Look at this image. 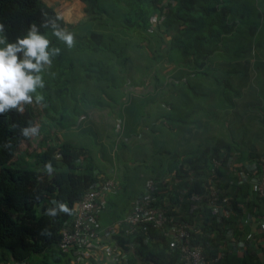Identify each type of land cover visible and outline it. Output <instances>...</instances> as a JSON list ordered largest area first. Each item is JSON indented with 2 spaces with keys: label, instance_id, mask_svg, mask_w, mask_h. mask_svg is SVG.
Segmentation results:
<instances>
[{
  "label": "trees",
  "instance_id": "trees-1",
  "mask_svg": "<svg viewBox=\"0 0 264 264\" xmlns=\"http://www.w3.org/2000/svg\"><path fill=\"white\" fill-rule=\"evenodd\" d=\"M81 1L85 4L86 18L69 24L53 5L43 0H0V24L4 25L1 33L6 41L14 42L36 24L48 37L52 48L60 44L52 35V28L42 26L46 21H55L69 32L85 21L92 24L82 36L87 40L84 45L88 52L102 54L111 61L136 55L150 59L153 65L150 77L141 78L139 85H133L137 89H148L146 93L132 91L141 98L140 103L133 98L129 103L122 100L128 117L127 132L133 131L139 117L147 116L145 107L149 105L155 109L163 103L172 113L189 107L185 110L188 114L177 119L155 109L162 114L153 119L151 126L158 128L160 123L173 130L180 124L197 123L198 129L201 128L206 124L203 115L214 114V107L232 109L217 115L223 125L230 113L237 117L241 107L250 109L242 115L249 114L246 116L252 130L250 117L254 113L256 133L250 131V135H259L256 141H262L260 151L254 146V150L245 151L253 149L248 136L236 141L233 137L217 138L203 146L204 149L199 145L182 156L172 154L167 161V173L150 178L156 182L154 195L157 203L166 209L168 225H186L191 244L202 247L210 264H257L253 248L248 247L241 255L229 248L226 230L232 229L235 236L243 235L248 227L242 218L249 212L257 214L264 204V200L250 192L248 184H240L234 175L235 168H244L249 160L264 156V0ZM158 55L164 61L158 60ZM62 60V53L53 56L52 68L60 66ZM153 61L159 63L157 68ZM89 66L91 73L88 69L86 77L95 74L96 82H103L104 77L91 63ZM43 73L45 77L46 69ZM109 76L113 84L118 79L111 71ZM123 87L122 91H126ZM246 90L251 98L243 99ZM155 91L160 96L159 106L155 104ZM217 91L218 95L214 96ZM129 92L127 89L126 94ZM188 92L195 101H189ZM199 96L206 98L205 104L197 103ZM167 97L172 99L167 101ZM200 112L199 117L191 119V114ZM135 114H138L137 121L131 123ZM46 116L50 117L45 98L40 101L33 98L31 104L23 106L22 112L12 110L0 115V264H78L72 251L60 249L59 230L72 220L73 203L90 187L109 178L91 153L60 140L54 133L52 136L46 133L43 128ZM241 116L238 119L241 120ZM173 120L179 124L172 126L164 122ZM30 126L37 128V146L27 149L23 145L31 143L33 135L25 136L22 130ZM141 128L153 132V127ZM127 140H130L127 135L119 139ZM156 153V168L160 169L164 156L161 151ZM214 160L221 164L215 166ZM228 161L229 167L226 166ZM46 163L53 165L51 174L45 170ZM232 163L238 165L234 167ZM212 169H215L219 196L229 198L227 207L232 212L221 221L213 212L204 186V177ZM61 203L68 207V213L58 210ZM54 207L57 215H48V209ZM165 232L166 227L160 232L146 227L130 236L122 232L115 239L128 252L129 264H176L179 250L170 247V233ZM91 261L96 264L94 259Z\"/></svg>",
  "mask_w": 264,
  "mask_h": 264
},
{
  "label": "rangeland",
  "instance_id": "rangeland-1",
  "mask_svg": "<svg viewBox=\"0 0 264 264\" xmlns=\"http://www.w3.org/2000/svg\"><path fill=\"white\" fill-rule=\"evenodd\" d=\"M43 2L53 5L59 15L69 24L78 23L86 18L85 6L80 0H43ZM77 5L81 7L79 8ZM90 28H92V24L85 21L80 22L75 29L71 28V33L75 39L72 48H68L57 39V43L60 44L57 48L60 49L59 54L62 53L63 60L60 61V66L56 65L54 69L52 66L46 67L47 75L43 76L44 87L37 89V92L33 94V98L35 99L39 95L46 99L50 115V117L46 116L45 122H43L46 133L50 136L54 133L60 140L67 141L78 148H83L89 154L91 153L95 161L98 162V167L109 177L116 173L114 178L118 182L106 192L107 204L99 213L100 220L98 219V222L100 225L104 226L105 221L121 215L124 209L130 206L142 193L147 179L150 177L154 179L155 176L162 175L163 172L167 173V161L172 154L178 153L182 156L192 149H197L199 145L200 147L205 146L214 139L228 140L233 137L236 141L238 138L243 139L242 136L251 138L253 149L248 148L245 150L246 152L254 150V147H258L259 151L262 149V141H256L259 135H250V131L256 133V124L253 122L255 121L254 113H251L250 117L252 121V130H250L248 116H246L249 114L242 115L245 112L249 113L250 109H244L243 107L237 110L240 113L238 116L242 115L241 120L238 119V116L235 117L236 115L232 113L233 117L230 113V119L226 116L228 124L225 122L224 125L222 124L223 120L217 115L223 114L225 111L229 113L232 110L231 108L222 110L214 107L216 108L214 114L208 117L203 115V121L206 120V124L199 129L197 123L191 126L180 124L178 129L174 130L164 128L160 126V123H158V128L151 126L154 124L153 119L162 114L160 112L156 113L155 109L168 112L175 119L188 114V111L185 110L189 109V107H185V110L180 108L172 113L165 104L161 103V106H159L160 96L157 95L159 93L156 91L157 102L155 104L159 107L154 109L151 105L146 106L147 116L144 118L143 116L139 117L138 122H135L138 114L132 116L130 122H135L134 129L132 132H127L128 122L126 121L128 117L122 107V100L126 99L129 103V99L133 98L134 101L140 103L141 98L134 95L131 88H133V85H139L144 77H150L152 73L150 66L152 64L149 63L150 59L143 56L136 55L129 57L127 60L122 58L111 61L102 54L96 55V53L88 52L84 45L87 40L82 36ZM0 38L5 39L1 32ZM156 58L164 61L160 55ZM90 63L93 65L92 68L104 77L103 82H96L95 74L86 77L88 69L91 73ZM154 63L157 68L159 63ZM166 65L172 66L168 63ZM51 69L52 71H50ZM110 71L118 77L114 84L109 79ZM107 77L108 79H106ZM146 82H148V79H146ZM122 86L126 91H122ZM47 87H49V90H47ZM127 89L131 90L128 94H126ZM137 90H144L143 92L146 93L148 89L142 87ZM188 95L189 101H195L191 92H188ZM216 95H218V91L214 93V96ZM245 95L244 98L242 96L240 99L251 98L247 90ZM46 96H49V98H46ZM166 96H168L167 93ZM152 99L154 98H149L151 101ZM171 99L172 97L166 98L167 101ZM196 101L199 104H205L206 98L199 96ZM206 108L209 109V107ZM254 110L257 111V109ZM201 114V112L191 114L190 117L193 116L191 119H195ZM243 119L244 121H242ZM164 122L172 126L179 124L178 121L174 120ZM125 123L126 126L123 127ZM214 125L216 127L212 129ZM142 126L153 127V132L141 128ZM190 127L192 130L189 129ZM123 135H127L130 140L119 141ZM37 136V134H34L32 142L28 145L25 143L23 148L32 149L36 147ZM138 139H142V143H136ZM124 146H126L125 149ZM157 151H161L164 156V158L162 157L163 164L160 169L156 168ZM158 156L160 155L158 154ZM109 168H112L114 173H108V171L111 172Z\"/></svg>",
  "mask_w": 264,
  "mask_h": 264
},
{
  "label": "built area",
  "instance_id": "built-area-1",
  "mask_svg": "<svg viewBox=\"0 0 264 264\" xmlns=\"http://www.w3.org/2000/svg\"><path fill=\"white\" fill-rule=\"evenodd\" d=\"M220 164L219 160H214L215 166ZM229 164L228 161L226 166L229 167ZM231 166L235 167V163ZM234 175L240 184H248L256 195L264 200V156L249 160L244 168H235ZM204 180L214 214L220 221L229 217L232 214L227 207L230 203L229 198L219 196L215 169L207 173ZM114 186L115 183L107 179L90 187L79 200L73 203L72 220L65 222L59 230L60 249L66 252L72 251L76 260L79 261L78 264L92 262L91 258L96 257L95 254L102 239L111 240L114 244L104 248L107 264H129L128 252L123 250L115 237L122 232L130 236L138 229L146 227L159 232L167 228L165 233H170V247H176L180 253L176 264H210L202 247L191 244L186 225L175 223L168 225L170 221L166 209L162 204L157 203V197L154 195L156 182L153 179H147L143 193L135 199L123 218L102 228L98 222L99 212L106 204L105 193ZM243 221L254 224V230L235 236L233 230L229 228L226 230V244L230 249L238 252H244L251 246H256L259 252H264V207L257 214L247 213ZM129 246L132 247L131 244Z\"/></svg>",
  "mask_w": 264,
  "mask_h": 264
},
{
  "label": "clouds",
  "instance_id": "clouds-1",
  "mask_svg": "<svg viewBox=\"0 0 264 264\" xmlns=\"http://www.w3.org/2000/svg\"><path fill=\"white\" fill-rule=\"evenodd\" d=\"M43 27H51L52 35L72 48L75 43L74 35L66 29L60 28L55 21L45 22ZM4 25L0 24V32ZM60 49L50 48V40L42 34L36 24H32L27 33L18 37L14 42L0 38V115L12 110L23 111V106L33 102V94L44 87L42 73L52 64V57L58 55ZM37 101L42 96L35 97ZM23 135L37 133L36 127H26ZM45 170L51 174L54 169L51 163L45 164ZM60 212L68 213L65 204H59ZM50 216L57 215V208L48 209Z\"/></svg>",
  "mask_w": 264,
  "mask_h": 264
},
{
  "label": "crops",
  "instance_id": "crops-1",
  "mask_svg": "<svg viewBox=\"0 0 264 264\" xmlns=\"http://www.w3.org/2000/svg\"><path fill=\"white\" fill-rule=\"evenodd\" d=\"M131 90H133V91H136L135 90V88L133 87V88H131ZM131 90H129V91H131ZM137 92V91H136ZM142 141V139H138V141L136 142V143H142L141 142ZM124 149L126 148V146H124L123 147ZM138 151H139V149H138ZM236 164V166L238 165L237 163H235ZM110 170H111V173H114V171H112L113 169L112 168H109ZM108 169V170H109ZM115 175H116V173H114L111 177H109L108 179L109 180H112L114 183H115V185L117 184V180L114 178L115 177ZM151 179V178H150ZM144 187V186H143ZM250 192L252 193H254V194H256L254 191H253V189L250 187ZM105 199H106V193H105ZM263 203H264V201H263ZM106 204H107V200H106ZM105 204V205H106ZM132 205V204H131ZM264 207V204H263V206H262V208ZM104 208V207H103ZM262 208H261V210H262ZM103 210V209H102ZM101 210V211H102ZM126 214V212L125 213H123V215L122 216H120V217H116V218H114V219H111V220H109V221H105V225L104 226H102L101 225V227L102 228H105V227H107L109 224H113L115 221H117V220H119V219H121V218H123V216ZM103 219H105V220H108L107 218H103ZM243 219H244V217L242 218V222H244L243 221ZM100 220V219H99ZM246 225H247V231H245L246 233L247 232H249V231H253L254 230V228H255V225L254 224H250V223H246V222H244ZM237 235H239V234H237ZM111 245L112 246V244H113V242L111 241V240H103L102 239V242L100 243V245H99V248H98V250L96 251V257L94 258V260H95V263L96 264H107V259H106V257H105V253H104V248H105V246H108V245ZM114 245V244H113ZM251 248H253L254 250H255V257L257 258L256 259V261H257V264H264V252H259L258 250H257V248H256V246H251ZM235 252H237L238 254H244V252H238V251H235ZM88 264H91L90 262H88Z\"/></svg>",
  "mask_w": 264,
  "mask_h": 264
},
{
  "label": "water",
  "instance_id": "water-1",
  "mask_svg": "<svg viewBox=\"0 0 264 264\" xmlns=\"http://www.w3.org/2000/svg\"><path fill=\"white\" fill-rule=\"evenodd\" d=\"M81 1V0H80ZM82 2V1H81ZM83 3V2H82ZM49 5V4H48ZM83 5L85 6V4L83 3ZM56 10V9H55Z\"/></svg>",
  "mask_w": 264,
  "mask_h": 264
}]
</instances>
